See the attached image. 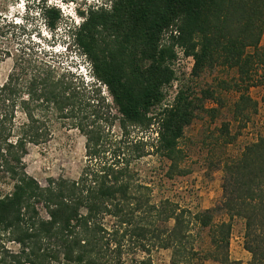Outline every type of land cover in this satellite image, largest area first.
I'll list each match as a JSON object with an SVG mask.
<instances>
[{
  "label": "trees",
  "instance_id": "1",
  "mask_svg": "<svg viewBox=\"0 0 264 264\" xmlns=\"http://www.w3.org/2000/svg\"><path fill=\"white\" fill-rule=\"evenodd\" d=\"M48 14L53 24L58 15L54 9ZM168 32L171 43L161 44ZM263 35L264 0H112L109 9L90 5L76 41L119 117L100 110L106 99L97 85L89 86L70 71L34 61L22 73L10 71L0 85V179L11 182L10 192L0 191V231L19 245L14 262L23 256L20 264H119L121 248L132 237L143 251L151 239L172 247L170 264H190L198 253L179 244L184 239L179 214L175 208L165 211L167 200L152 201L135 163L161 155L172 161L169 174L183 172L178 142L191 123V101L180 90L173 103H165L163 91L174 78V44L193 56L194 74L205 65H226L236 67L244 82L250 81L254 62L264 66ZM239 101L236 110L254 105L245 94ZM16 109L24 114L19 123ZM56 120H68L83 133L86 163L77 178L50 177L42 190L26 171L24 156L29 144L51 136ZM115 121L120 135L106 128ZM151 125H156L155 135L147 137L128 130L145 132ZM224 171V189L232 196L227 207L245 220L249 264H264V137ZM170 218L173 229L156 227V221ZM195 219L204 227L212 223L209 211ZM218 229L223 241L214 235L211 241L216 248L226 247L231 225L221 223ZM208 256L238 264L226 251L202 258Z\"/></svg>",
  "mask_w": 264,
  "mask_h": 264
},
{
  "label": "rangeland",
  "instance_id": "2",
  "mask_svg": "<svg viewBox=\"0 0 264 264\" xmlns=\"http://www.w3.org/2000/svg\"><path fill=\"white\" fill-rule=\"evenodd\" d=\"M111 1L63 0L56 5L53 0H0V85L13 69L22 73L30 62L38 65L45 62L60 72L70 71L89 86L97 85L100 96L106 99L100 110H109L119 117L106 87L94 77L91 62L76 41L88 5H103L109 9ZM49 9H54L58 15L53 24ZM168 34L161 44L171 43ZM259 47L264 51V35ZM173 50L175 58L170 66L174 78L163 88L164 102L173 103L176 93L183 90L189 96L193 111L191 123L184 128L178 142L181 157L178 167L183 172L175 170L169 174L172 161L153 154L137 161L135 167L141 180L148 185L152 201L159 204L167 200L165 211L169 213L175 208L179 214V228L184 238L179 244L198 253L190 259V264H222L211 256L202 257L210 253L219 255L223 251L228 252L231 261L249 264L252 254L246 248L245 220L232 215L227 207V200L232 196L224 189V168L238 159L246 147L264 137V66L254 62L250 81L244 82L236 67L226 65H205L194 74L193 56L187 55L177 43ZM246 52L251 54L253 49L247 48ZM246 87L248 90H244ZM243 94L248 95L254 105L243 104L236 110V103ZM16 110L19 123L24 120V114L20 109ZM153 126L142 131L143 134L139 127L128 130L134 137H147L155 132L156 125ZM106 128L112 134L120 135L117 121ZM24 163L26 171L40 183L42 190L50 177L77 178L86 163L85 137L70 121H53L51 136L45 142L27 146ZM0 191L3 194L10 192L11 182L0 179ZM205 211L212 215V223L207 227L195 219V215ZM221 223L230 224L231 232L227 246L221 243V247L216 248L211 239L214 235L222 240L218 229ZM155 225L161 231L171 230L175 220L160 219ZM145 246L148 251H143L142 245L132 237L125 241L119 264H136L138 261L170 264L172 247L162 248L154 239ZM260 247L264 248V245ZM18 252L19 245L9 234L0 231V264H20L23 256L16 258V263L13 257Z\"/></svg>",
  "mask_w": 264,
  "mask_h": 264
},
{
  "label": "built area",
  "instance_id": "3",
  "mask_svg": "<svg viewBox=\"0 0 264 264\" xmlns=\"http://www.w3.org/2000/svg\"><path fill=\"white\" fill-rule=\"evenodd\" d=\"M56 5H60L63 0H53Z\"/></svg>",
  "mask_w": 264,
  "mask_h": 264
},
{
  "label": "clouds",
  "instance_id": "4",
  "mask_svg": "<svg viewBox=\"0 0 264 264\" xmlns=\"http://www.w3.org/2000/svg\"><path fill=\"white\" fill-rule=\"evenodd\" d=\"M90 5H88V7H89ZM93 6V5H92Z\"/></svg>",
  "mask_w": 264,
  "mask_h": 264
}]
</instances>
